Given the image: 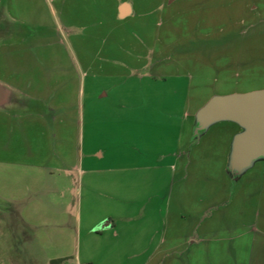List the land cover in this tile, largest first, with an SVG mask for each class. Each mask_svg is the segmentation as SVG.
<instances>
[{"label":"rangeland","instance_id":"rangeland-1","mask_svg":"<svg viewBox=\"0 0 264 264\" xmlns=\"http://www.w3.org/2000/svg\"><path fill=\"white\" fill-rule=\"evenodd\" d=\"M110 1L95 0L94 7L102 5L103 9L100 15H93L94 21L96 25L109 23L111 33L93 37V48L103 43L121 46L126 63L120 69L105 66V73L100 75L96 64L95 73L83 78L86 85L80 103L89 102L93 112L84 114L81 124L85 125V135H91L94 142H105L110 152H118L117 147L122 146L128 154L137 156L143 169L134 165L128 172L131 177L138 179L141 174L142 184L146 183L149 170L145 166L150 161L158 174L151 192H145L144 185L140 196L127 197L136 210L130 219H117V223L136 228L141 225L145 233L148 227L144 225L150 218L147 210L153 208L154 224L161 226L168 211V230L173 227L182 236L196 221L198 212L206 209L204 225L207 230H216L207 243V264H264V193H260L264 182L238 192V175L228 166L223 169L231 128L214 127V122L194 132L196 113L212 96L264 88L263 6L252 4L253 0H178L170 6L168 0H130L144 15L117 24ZM200 2L204 3V15L199 12ZM214 5L221 6L218 15ZM44 9L42 0H0V41L15 36L16 40L50 36L37 24L46 17ZM7 14L24 15L26 19L12 23L5 19ZM134 55L145 58L134 60ZM102 91L105 98L99 96ZM148 141L151 153L146 149ZM262 163L256 161L243 178L263 173ZM109 166L115 168L118 163ZM119 174L121 171H112L110 177L116 180ZM36 192L0 196V264H76L78 251L83 262L88 247L106 246L85 234L77 241L74 234V241L62 245L70 256L51 259L60 246L55 243V230L43 223L42 213L22 210ZM44 203L56 211L65 206ZM67 210V220L72 221L70 208ZM73 226V232L77 231ZM152 227L144 238L140 259L120 257L112 263L144 262L158 234ZM127 246L119 244L120 249ZM164 264H186L183 252L166 258Z\"/></svg>","mask_w":264,"mask_h":264},{"label":"crops","instance_id":"crops-1","mask_svg":"<svg viewBox=\"0 0 264 264\" xmlns=\"http://www.w3.org/2000/svg\"><path fill=\"white\" fill-rule=\"evenodd\" d=\"M42 1L46 17L37 24L46 28L50 36L44 34L42 38L38 35L29 40H16L15 36L0 41V196H24L27 190L37 191L30 203L22 205V210L42 213L43 223H48L55 230V243L60 246L51 259L69 257L68 251L62 250V245L74 241L75 236L78 241L82 234L98 238L106 246L101 249L93 246L92 250L88 247L83 262L79 260L78 251L76 264H113L112 261L120 257L140 259L144 252V238L152 232L154 225L158 234L154 246L141 264H164L166 258L178 252H183L186 264H207V243L216 230H207L204 225L206 209L198 212L196 221L182 236L173 227L168 230V211L161 226H157L153 223L154 209L149 208L147 215L150 218L144 225L148 227L145 233L141 225L136 228V225L133 227L131 224L117 223V219H130V214L136 210L132 200L127 197L140 196L144 185L145 192H151L158 174L153 172V161H150L145 166L149 170L147 181L142 184L141 174L137 179L128 173L134 169V165H140L138 169L141 171L143 169L136 155L128 154L127 149H121L122 146L117 147L118 152H110L111 147L105 142H94L91 135H85V125L81 124V119L93 110L89 108V102L82 105L80 100L86 85L83 78L89 73H95V65L99 75L105 73V66L113 65L120 69L126 63L123 59L126 54L121 46L112 47L105 43L93 48V37L111 33L109 23L102 25L103 22H99L96 25L94 21L93 15H100L99 11L103 9L102 5L94 7L95 0ZM177 1L168 0L167 5ZM253 1L252 4H261L264 11V0ZM110 2L111 15H115L117 24L133 16L144 15L136 2ZM200 3L199 12L204 15V3ZM246 9L250 11L251 5L247 4ZM219 10L221 6L216 5V15ZM187 11L192 12L191 9ZM5 19L13 23L16 19H26V16L7 14ZM66 29L69 31L65 33ZM111 52L115 55L112 56ZM138 58L144 59L145 56L132 57L134 60ZM90 95L88 93L87 97ZM99 96L105 98L107 95L102 91ZM219 125L232 129L226 152L223 153V169H227L232 139L241 129L231 121H217L213 124L214 127ZM189 130L191 128L188 125ZM146 149L151 153L152 145L149 146V141ZM256 161L263 162V173H254L244 179L243 176ZM115 162L118 167L109 166ZM112 171H121L122 175L112 180ZM237 177V183L241 184L238 192H244L258 181L263 185L264 160L256 159ZM260 193H264L263 186ZM44 201L65 206L56 211V208L49 207ZM67 208H70L73 215L72 221L67 220ZM140 209L138 207V212ZM73 225L77 229L75 232ZM88 240L92 244V239ZM121 243L128 246L120 249Z\"/></svg>","mask_w":264,"mask_h":264},{"label":"water","instance_id":"water-1","mask_svg":"<svg viewBox=\"0 0 264 264\" xmlns=\"http://www.w3.org/2000/svg\"><path fill=\"white\" fill-rule=\"evenodd\" d=\"M194 132L217 121H231L240 127L231 143L228 169L237 175L259 158H264V88L214 95L196 113Z\"/></svg>","mask_w":264,"mask_h":264}]
</instances>
